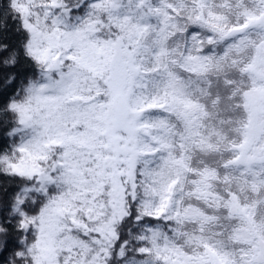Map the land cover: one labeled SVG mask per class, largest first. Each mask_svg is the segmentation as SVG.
Here are the masks:
<instances>
[{"label": "snow or ice", "instance_id": "obj_1", "mask_svg": "<svg viewBox=\"0 0 264 264\" xmlns=\"http://www.w3.org/2000/svg\"><path fill=\"white\" fill-rule=\"evenodd\" d=\"M0 264H264V0H0Z\"/></svg>", "mask_w": 264, "mask_h": 264}]
</instances>
